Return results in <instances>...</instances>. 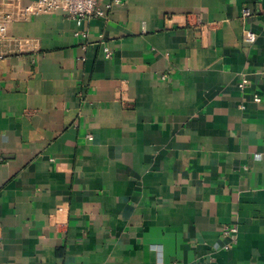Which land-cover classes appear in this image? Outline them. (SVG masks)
<instances>
[{
    "label": "crops",
    "instance_id": "0c3cea01",
    "mask_svg": "<svg viewBox=\"0 0 264 264\" xmlns=\"http://www.w3.org/2000/svg\"><path fill=\"white\" fill-rule=\"evenodd\" d=\"M108 2L8 30L0 264H264V0Z\"/></svg>",
    "mask_w": 264,
    "mask_h": 264
},
{
    "label": "built area",
    "instance_id": "2783aa9c",
    "mask_svg": "<svg viewBox=\"0 0 264 264\" xmlns=\"http://www.w3.org/2000/svg\"><path fill=\"white\" fill-rule=\"evenodd\" d=\"M114 2L105 3L102 0H35L28 5H24L22 0H0V60L8 55L22 52L28 48L31 40L8 35V30L13 22L27 20L31 16L41 13H52L56 10L63 11L69 18L80 25L85 19L107 17ZM244 15H249L248 8L243 9ZM85 34L76 31L75 35ZM255 35L251 31L245 32L246 41L252 42ZM106 57H110L111 52L106 49ZM246 79L242 78L239 87L243 89ZM258 101L257 96L254 97ZM223 236H229L230 242L224 248H230L236 240L237 228L235 225H225L221 230Z\"/></svg>",
    "mask_w": 264,
    "mask_h": 264
}]
</instances>
